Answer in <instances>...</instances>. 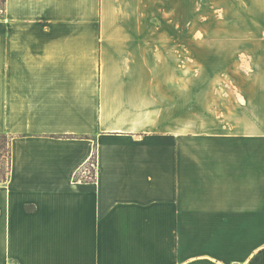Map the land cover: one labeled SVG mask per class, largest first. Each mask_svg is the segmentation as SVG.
<instances>
[{
    "label": "crops",
    "instance_id": "0c3cea01",
    "mask_svg": "<svg viewBox=\"0 0 264 264\" xmlns=\"http://www.w3.org/2000/svg\"><path fill=\"white\" fill-rule=\"evenodd\" d=\"M152 2L5 0L0 264H264V122H191Z\"/></svg>",
    "mask_w": 264,
    "mask_h": 264
},
{
    "label": "rangeland",
    "instance_id": "374dc122",
    "mask_svg": "<svg viewBox=\"0 0 264 264\" xmlns=\"http://www.w3.org/2000/svg\"><path fill=\"white\" fill-rule=\"evenodd\" d=\"M141 9L158 27L159 73L188 78L191 122L226 121L229 111L240 123L264 122V0H157ZM9 141L0 134V180Z\"/></svg>",
    "mask_w": 264,
    "mask_h": 264
},
{
    "label": "trees",
    "instance_id": "16d2710c",
    "mask_svg": "<svg viewBox=\"0 0 264 264\" xmlns=\"http://www.w3.org/2000/svg\"><path fill=\"white\" fill-rule=\"evenodd\" d=\"M3 4V8L2 9H4V4H5V0H1L0 1V4ZM1 17V16H0ZM9 145H10V169H9V175H10V171H11V140L9 141ZM93 161L96 163V159L95 158H93ZM93 178H95V171L93 170ZM9 175L8 176H6V177H4V178H2V180H0V183H5V182H7V180L9 179Z\"/></svg>",
    "mask_w": 264,
    "mask_h": 264
},
{
    "label": "built area",
    "instance_id": "2783aa9c",
    "mask_svg": "<svg viewBox=\"0 0 264 264\" xmlns=\"http://www.w3.org/2000/svg\"><path fill=\"white\" fill-rule=\"evenodd\" d=\"M90 167L95 171V164L93 162L90 164Z\"/></svg>",
    "mask_w": 264,
    "mask_h": 264
}]
</instances>
